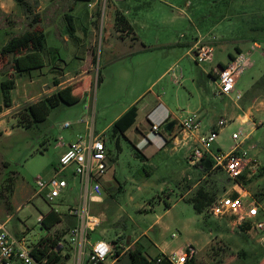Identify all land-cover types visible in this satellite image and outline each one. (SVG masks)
<instances>
[{
  "label": "rangeland",
  "instance_id": "374dc122",
  "mask_svg": "<svg viewBox=\"0 0 264 264\" xmlns=\"http://www.w3.org/2000/svg\"><path fill=\"white\" fill-rule=\"evenodd\" d=\"M28 1L31 11L26 12L23 7L18 10L28 15L27 18L19 20L12 16L17 27L26 31L37 15L38 22H33V28L43 30L48 45L56 49L46 52L50 67L34 72L32 76L17 77L14 99L18 106L11 109L9 115L0 117V221H7V227L14 236L24 235L27 246L31 248L50 232L40 224L38 216L52 207L58 208L64 220L49 236L60 241L63 263L75 264L78 256L68 241L67 228L68 225L74 226L76 219L67 214L69 205L80 204L78 181L73 179V188L67 187L63 195L51 204L44 198L47 190L42 194L36 193V180H48L60 169V141L66 142L77 128H82L87 135L86 123H78L77 118L87 117L90 129L92 127L96 134L119 113L122 116L135 108L137 118L128 129L129 138L120 135L117 141V137H111L110 128L107 129L110 161L104 177L102 199L90 205L91 212L101 218L97 231L90 233L91 242L104 238L122 243L125 252L119 257L123 261L120 264H130L127 239L144 230H148L153 240L166 244L171 253L194 242L198 238L197 229L207 234L212 231L215 237L214 226L206 222L193 202L188 200L195 198L200 187L214 199L223 197L230 193L227 190L235 182L220 167H212L207 173L199 163L192 164L189 155L193 143L185 145L183 140L177 143L168 139L164 146V139L169 136L167 122L147 117V114L160 96L172 107L173 121L180 122L197 109H201V128L206 129L212 120L226 119L212 148L216 152L227 153L238 142L242 143L247 134L244 146L256 144L260 160L264 161V124L250 133V127L230 119L223 96L213 94L215 85L208 73L219 61L229 60V51L236 56L239 52L235 45L246 47L243 42L247 38H257L258 50L264 51V0ZM118 11L132 26L131 33L118 30ZM66 14L73 16L76 37L69 30L64 17ZM136 35L139 42L135 45L130 38L136 39ZM212 38L220 42L215 43ZM207 39L214 41L209 42L214 46L213 57L199 64L190 56L189 43ZM141 41L150 47L128 54L137 49ZM92 52L97 57L96 62L92 61L94 76L100 80H95L87 97L75 104L61 102L51 109L44 121L25 126L30 120L25 118L28 104L51 95L58 89L56 82L67 81L89 69V61L84 59H88ZM250 59L257 62L253 69L248 68L241 75L237 87L243 91L249 88L253 77L259 78L264 73V56L256 51ZM2 63L0 60V67L7 69L4 78L11 77L12 59L7 58ZM210 110L212 113L208 112ZM13 113L19 116L18 119L8 117ZM258 120L264 121V115ZM65 122L72 124L66 128L63 126ZM153 123L160 125L156 132L152 130ZM240 131L242 136L238 141L234 140L233 133ZM141 138L144 143L138 145ZM5 162L8 163L6 166ZM72 169L60 175L70 179ZM256 178L254 186H258L257 182L264 186V165L253 179ZM255 187L252 194L264 208V195ZM166 202L171 205L169 209ZM207 205L205 217H209ZM261 215L264 216V212L261 211ZM234 218L229 216L228 222L235 226ZM150 226L153 229H149ZM237 226L247 228L245 224ZM160 227H163L162 232ZM102 230L105 234H100ZM206 240L205 235L199 238L198 244L204 245ZM240 241L246 249L230 248L228 256L214 264H264V243L249 238ZM140 243L145 246L144 250L152 248V256L157 254L146 235L142 236ZM118 247L107 262L117 256Z\"/></svg>",
  "mask_w": 264,
  "mask_h": 264
},
{
  "label": "built area",
  "instance_id": "2783aa9c",
  "mask_svg": "<svg viewBox=\"0 0 264 264\" xmlns=\"http://www.w3.org/2000/svg\"><path fill=\"white\" fill-rule=\"evenodd\" d=\"M257 47L258 45L253 43L252 48ZM213 52L214 46L201 40H198L190 48L191 58L199 64L212 60ZM250 62V53L239 52L224 66H218L215 70V93L220 96L232 94L239 77L250 66ZM235 98L241 99L242 94L236 93ZM226 122V119H220L208 133L198 135L197 144L192 148L189 160L192 164H198L210 156L213 168H222L236 186H245L239 182V179L242 177L253 179L260 173L263 165L256 154L242 148L241 141L227 153L213 150L212 144ZM70 124V122H66L63 126L69 127ZM178 125L177 133L174 135L175 139H188L193 133L199 131L200 115L198 112H193L181 120ZM159 128V124H152L154 132ZM242 134V131L234 132L233 139L238 141ZM59 144L62 145L63 142L60 141ZM109 161L106 133L95 134L92 132L87 136L80 135L60 155V169L56 174L48 180L41 178L36 180L38 186L36 193L42 194L47 190L44 198L52 204L63 195L69 186L68 179L60 175L61 173L72 167L75 175L81 178L80 204L78 206L69 205L68 208V214L76 219L75 225L68 230L69 243L78 256L75 264H106L107 259L114 255L117 246H119V253L114 259L119 258L125 252L124 245L114 240L111 242L106 239H97L93 242L90 240V233L101 224L100 216L91 212L90 205L102 197L104 177ZM52 209L60 212L56 207H52ZM261 211L264 212V208L257 198L245 189H238L236 196L230 192L217 198L206 208V214L210 217L234 216L235 226L245 224L248 230L262 233V238H264V216L261 215ZM41 219L42 216L39 217V222ZM195 253V247L192 244H187L171 254L159 255L154 262L161 264L166 259L172 264H185ZM0 264H39L32 255V248L27 246L25 236H14L7 227V221H0Z\"/></svg>",
  "mask_w": 264,
  "mask_h": 264
},
{
  "label": "crops",
  "instance_id": "0c3cea01",
  "mask_svg": "<svg viewBox=\"0 0 264 264\" xmlns=\"http://www.w3.org/2000/svg\"><path fill=\"white\" fill-rule=\"evenodd\" d=\"M21 8L22 7L18 4V2L16 0H0V47L5 45L13 36L18 35L25 30V29L22 30V28H21L22 31H20V29L17 27L18 25L16 24V19H14L15 17H18L19 20L27 18L28 15H26L25 13H23L21 11L18 12V10H20ZM12 16L14 18H12ZM64 17H65V15H64ZM45 35H46V33H45ZM73 36L76 37L75 33ZM213 40L216 41L215 43L220 42V40H216V38ZM205 41L212 42V43L214 42V41H210L208 39ZM130 42L132 44L136 45V43L139 42V38L137 37V35H136V39L132 40V38H130ZM195 43H196L195 40L190 42L189 43L190 47H192ZM253 43H256L257 45L259 44L257 38H253V39L247 38L243 42V44L246 47H243L240 44H236L235 48H236L237 52L250 53V56L256 51L259 52V55L264 56V51L260 52L258 50V47L254 48V49L252 48ZM167 44L169 45L170 43H167ZM163 45H166V44H163ZM48 46L49 45L47 42V35H46L47 51L49 49H56V47H51V46L48 47ZM148 47H150V46H148L143 41H141L139 47L137 49H134V50L128 52V54H134L135 52H141V51L147 50ZM230 54H233V56H235L236 53L229 51V55ZM94 56H95V54H93V52H92V55L90 57H88V59H84L85 61H89L90 65H91V67L89 69L84 70L82 72V74H80V75H76V76L71 77L67 81H60L58 84H56L57 86H55V87H58V89L56 91L66 87V86H72V94L74 95V98L76 99L75 100L76 102H74V103L72 102V104H75L78 101H80V99L87 97L88 92L93 87L95 80L97 81L98 77L94 76V68H93V64H92ZM7 58L12 59V67H13V55H8L4 58H1V56H0L1 64H3L2 62H4ZM61 59L64 61L63 58H61ZM229 60H230V56H229ZM50 62L51 61L50 60L48 61L47 57H46V65L44 67L39 68V69H33L29 72H24L23 74H17L14 70V67L11 71H9L10 74L15 75V87L11 91L12 105L8 106V107L4 105L3 91H2V87H1L2 81L4 79H7V78H4L5 73H6L5 71L7 69H5L4 67H0V88H1V92H2V98H3L2 102L0 101V105L2 106V111L0 112V117L4 116V115H9L10 110L14 109V108H16V106H18L17 104H15V99H14L15 98L14 91L16 88L17 77L18 76H24V75L32 76L34 72L42 71L44 68L50 67ZM211 62H213V61H211ZM227 62L219 61L217 65H214L210 68L208 73H209L210 79L213 82L215 81V78H216V74H215L216 68L218 66H220V64H226ZM256 62L257 61H254V62L251 61L250 66L248 68L253 69L256 66ZM1 66H3V65H1ZM166 71L163 74H165ZM1 73H3V74H1ZM241 77L242 76L239 77L237 84H238L239 80L241 79ZM263 77H264V73L259 78L253 77L250 80L249 86H248L249 88H247L246 91L238 89L237 84H236V88L232 94L222 97L224 100L223 104H224L225 108L228 109V115H229L230 119H233V120L235 119L236 121H239L242 125H246L247 127H250L251 128L250 133L254 130H257L261 125L264 124V121L258 120L259 117L264 115V82L262 81ZM81 81H83V82H81ZM214 85H215V82H214ZM56 91H54V92H56ZM236 93H241L242 98L237 100L235 98ZM213 94L217 95L215 93V86L213 89ZM206 98L208 99V96H206ZM62 103H64V101H62ZM69 104H71V103H69ZM197 110L198 111H195V112H198V114L200 115V119H201V123H202V116L199 113V111H201V109H197ZM208 112L212 113V110H210ZM121 114L122 113H119L114 118V120H112L101 132L96 133V134H100V133H106L107 134V129H109L111 127L113 122ZM8 117H10V118L14 117V118L18 119L19 116H17L15 113H13L12 116H8ZM147 117H151V118L156 119L160 122H167V125L171 122L174 123L170 128H168L166 125V128L169 132L168 133L169 136L165 137L164 146L167 144L166 141L168 139H173L172 141L177 142V143H181L183 140L185 145H189L190 143H193V147H194L197 144L198 135L208 133L214 126H216L218 124V122H217L218 120H212L206 129L201 128V126H200L199 131L193 133L188 139H182V140L175 139L174 135L178 129V126H179L178 123L179 122L173 121V118L175 116H174V111H173L172 107L169 104H167L164 100H162V98L160 96L157 98V103L154 105V107L147 114ZM76 121L80 124L84 123V122L86 123L85 130L88 131L87 135H89V133H92V132L95 133L92 127L90 129V123H89L87 117L85 119H82L79 117L76 119ZM71 124H70V126H71ZM220 130H219V132H220ZM128 132H129L128 130L125 132V135L127 138H129V135H130V134H128ZM82 134H84V131L82 128L81 129H79V128L75 129V132L72 134V136L66 138V142H63V144L60 145L62 147L60 155L66 151L68 145L71 142L75 141ZM87 135L84 134V136H87ZM247 137H248V135L246 134L243 137V139L246 140ZM244 140L242 141V145H243L242 148L248 149L251 153L256 154L259 157V159H261L258 152H257V145L256 144H254L252 146L250 145L246 148L244 146L246 141H244ZM142 143H144L143 138L138 140V145H140ZM213 150H215V149H213ZM207 158L211 159L210 156H208ZM260 161H261L262 165H264V161L263 160H260ZM201 167H203V165H201ZM212 169L207 171V173L211 172ZM70 174L72 175L70 178L72 180L67 178L69 181V186H72L71 188H73V179H77L79 187H80L81 178L79 176L75 175L73 169H72ZM257 179L258 178H256V179H244L246 182L245 186H242V185L236 186L235 184H233V186L231 188H229L227 191L237 193L238 189L239 190L245 189L248 193L252 194L253 189L255 187L253 182ZM257 185L258 186L255 187L256 190H260L263 193L264 192V186H260L258 184V182H257ZM255 192L256 191H254V193ZM32 196H34V194ZM19 208H20V206L17 209H19ZM51 210H52V208H50L46 213H41L38 216V218L40 216L43 217L44 215L48 214ZM201 215L204 216V220L206 222H209L214 226L215 231H216V235H215V237H213L214 234L212 231H210L207 234L204 232V230H200V229L196 230V235L198 238L195 239L194 242L192 241L189 243V244H192L196 249V253L193 256L195 264H214L215 261L221 262L222 257L228 256V249H230V248H231V250H233L235 247L237 249H240V250L246 249V246H244V244L242 245V242L240 241V240H243V238H249L251 240L255 239L257 242L264 243V238H262L263 237L262 233H257L255 231H250L247 228L246 229L242 228V227L239 228L238 226L236 227V226L232 225L231 222H228L229 215L223 216L221 218H214V217H210V216L205 217L204 213H202ZM60 216L62 218L61 222L57 223L53 227V229L49 232V234L55 229L56 226L63 223L64 219H63V215L61 213H60ZM67 216H71V215L67 214ZM157 221H159V220H157ZM75 223H76V221H75ZM68 226H70V225H68ZM149 229H153L152 226H150ZM162 229H163V227H160V232H162ZM96 231H97V228L92 233H94ZM100 234H105V230L100 231ZM144 235H146L148 237V239L154 244L156 250L158 251L155 256H152L153 255L152 254V248L148 247V248H146V250H144L145 246H143L140 243L142 236H144ZM205 235L207 236L206 243L204 245L198 244L199 238L205 237ZM210 235H212L211 236L212 238L209 237ZM128 238H129V239H127L128 246L126 248L127 249H133L137 245H139L143 249V251H144L146 257L149 259V261H152L153 263H154V259H156L160 254H167V255L171 254V252H169L167 250L166 244L159 243L158 241H155L149 237L148 230H144L141 234L137 235L136 237H128ZM98 239H104V238H98ZM68 241H69V239H68ZM31 248H33V247H31ZM151 257H155V258H151ZM121 262H123V261H120L119 258H117V259H112L110 262L106 261V264H120ZM129 262H130V259H129ZM167 262L169 264H172L169 261H167Z\"/></svg>",
  "mask_w": 264,
  "mask_h": 264
},
{
  "label": "trees",
  "instance_id": "16d2710c",
  "mask_svg": "<svg viewBox=\"0 0 264 264\" xmlns=\"http://www.w3.org/2000/svg\"><path fill=\"white\" fill-rule=\"evenodd\" d=\"M18 4L25 9L26 12L31 11V5L28 0H16ZM65 18L68 21V27L72 35L75 32V26L73 23V16L71 14H66ZM33 22H38V16L34 17L33 21L30 23V28L13 36L5 45L0 47V56L2 58L13 55V67L17 74H23L24 72H29L33 69H39L46 65V35L43 30L38 28H33ZM116 26L121 32H132L133 28L130 25L129 21L123 13L120 11L117 12L116 16ZM55 49H52V51ZM51 51V50H49ZM230 59L234 56L230 54ZM96 55L93 57V61L96 62ZM224 66L225 64H220ZM55 68V67H54ZM99 79V77H98ZM100 80V79H99ZM56 82V84H58ZM2 91L4 98V105H12V95L11 91L15 87V75L4 79L2 81ZM72 94V86H66L58 91L47 95L39 100L29 103L25 113V118L29 120L28 124L25 126H30L33 123L44 121L51 112V109L58 106L62 101L72 103L75 102V98ZM2 111V106L0 105V112ZM137 118V110L135 108L130 109L127 113L120 116L110 127L111 137H117L119 140L120 135L126 137L125 132L135 123ZM127 138V137H126ZM8 164L5 162V166ZM199 164L203 165L204 171H209L213 167V161L210 158H204ZM231 179V178H230ZM239 182L246 184L244 178L239 179ZM11 184H8L10 187ZM234 196L237 193H233ZM264 195V192L262 193ZM215 199L211 197L208 191L200 187L197 191V195L192 200L194 208L199 214L204 213L205 206L209 203L211 204ZM208 204V205H209ZM207 205V206H208ZM166 207L169 209L171 207L169 202H166ZM62 218L59 212L54 211L53 209L40 220V224L52 230L53 227L61 222ZM75 225V224H73ZM71 226H68L70 229ZM68 234V231H67ZM58 239V238H57ZM60 241L51 239L49 235L41 237L37 244L32 248V255L35 261L39 264H64L61 257V245ZM119 253V251L117 252ZM130 264H155L146 257L143 249L137 245L135 248L130 249L129 252ZM155 261V259H154ZM168 260H163L162 264H169ZM185 264H195L193 257L189 258Z\"/></svg>",
  "mask_w": 264,
  "mask_h": 264
},
{
  "label": "water",
  "instance_id": "95a60500",
  "mask_svg": "<svg viewBox=\"0 0 264 264\" xmlns=\"http://www.w3.org/2000/svg\"><path fill=\"white\" fill-rule=\"evenodd\" d=\"M173 124H174V123L171 122V123H169V124L167 125V127L170 128Z\"/></svg>",
  "mask_w": 264,
  "mask_h": 264
}]
</instances>
